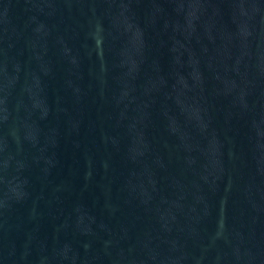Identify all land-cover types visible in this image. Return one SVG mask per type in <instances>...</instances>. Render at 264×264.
Returning <instances> with one entry per match:
<instances>
[{"label":"water","instance_id":"1","mask_svg":"<svg viewBox=\"0 0 264 264\" xmlns=\"http://www.w3.org/2000/svg\"><path fill=\"white\" fill-rule=\"evenodd\" d=\"M0 264H264V0H0Z\"/></svg>","mask_w":264,"mask_h":264}]
</instances>
